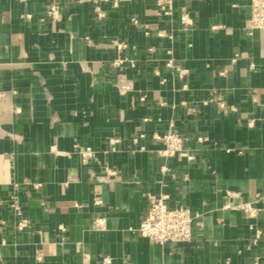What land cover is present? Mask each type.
<instances>
[{"label":"crops","instance_id":"obj_1","mask_svg":"<svg viewBox=\"0 0 264 264\" xmlns=\"http://www.w3.org/2000/svg\"><path fill=\"white\" fill-rule=\"evenodd\" d=\"M159 2L0 0V264H264V30L251 0ZM154 196L191 241L141 236Z\"/></svg>","mask_w":264,"mask_h":264},{"label":"built area","instance_id":"obj_2","mask_svg":"<svg viewBox=\"0 0 264 264\" xmlns=\"http://www.w3.org/2000/svg\"><path fill=\"white\" fill-rule=\"evenodd\" d=\"M160 7L165 10L170 7V4L166 0H160ZM49 14L52 17H57L58 6L53 5L50 8ZM183 25L186 29L193 26V20L188 14H184L181 18ZM138 25L137 20H133ZM249 30H264V0H251L250 3V15L248 18ZM123 44H118V48L122 49ZM125 63V59L118 58L114 61V65L122 67ZM180 76L183 77L187 72L185 70H179ZM122 88L127 90L130 88L128 85H123ZM223 106V104H220ZM154 138L163 142L164 148L159 153L166 158H172L175 156L187 157L193 159L194 157L189 155L185 150L184 138L176 132L169 131L164 135L154 134ZM137 138L135 142L137 143ZM80 155L84 162H87L95 156L94 152L87 148L80 150ZM167 167H164L166 170ZM167 196H154L151 198V204L148 211L142 219L139 227V232L142 237L155 242V243H168L177 242L184 243L192 240L193 226L197 216L193 215L189 209L183 207L172 208L167 203ZM12 207L17 213H21L20 206L13 204ZM239 208L242 209L247 217H256V210L249 204H240ZM101 224V223H100ZM260 234L256 235L254 244L258 243ZM105 262H110L109 258L105 259ZM218 264H230L227 260Z\"/></svg>","mask_w":264,"mask_h":264}]
</instances>
